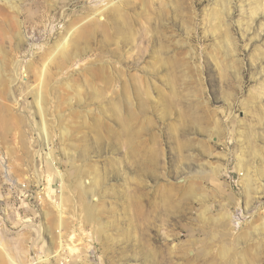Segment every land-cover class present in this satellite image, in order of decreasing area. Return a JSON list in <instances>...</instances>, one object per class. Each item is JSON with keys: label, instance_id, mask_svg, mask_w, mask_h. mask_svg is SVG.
Here are the masks:
<instances>
[{"label": "rangeland", "instance_id": "rangeland-1", "mask_svg": "<svg viewBox=\"0 0 264 264\" xmlns=\"http://www.w3.org/2000/svg\"><path fill=\"white\" fill-rule=\"evenodd\" d=\"M0 245L264 264L263 0H0Z\"/></svg>", "mask_w": 264, "mask_h": 264}, {"label": "bare ground", "instance_id": "bare-ground-1", "mask_svg": "<svg viewBox=\"0 0 264 264\" xmlns=\"http://www.w3.org/2000/svg\"><path fill=\"white\" fill-rule=\"evenodd\" d=\"M263 2H264V0H263ZM74 46H75V44H74ZM61 52V56L64 58V56H65V49L63 48L62 49V51H60ZM60 56V57H61ZM48 65V64H47ZM46 65V66H47ZM41 77H42V75L40 74V76L38 77L39 79H41ZM38 79V80H39ZM40 82V81H39ZM40 86V85H39ZM42 91V90H41ZM40 91V89H37L36 91H35V95H36V103H37V106H38V108H40L41 107V105H40V103H41V101H42V97L44 96L43 94H42V92ZM39 111L41 112L42 111V109L40 108L39 109ZM43 114V113H42ZM43 129H45V128H43ZM131 135V134H130ZM93 181V180H92ZM89 184H90V182H89ZM92 191V188H90V192ZM92 198H94L95 196H91ZM96 200V199H95ZM96 202V201H95ZM91 204V203H90ZM88 205L87 206V209H86V212H87V214H88V217L90 218L92 215H91V213H93L92 212V209H93V207L91 206V205ZM96 209V208H95ZM96 212V211H95ZM61 217V216H60ZM92 218V217H91ZM9 241V240H8ZM0 246H2V245H0ZM6 246V245H5ZM75 246V245H74ZM0 249L3 251V253H4V255H2V256H4V257H2L1 255H0V257H1V259L0 260H5V258L7 259V261H9L10 262V264H18V262L15 260V259H13L12 257H10L9 256V253H7L8 252V250H5V248H4V246L3 247H0ZM2 253V252H1ZM27 264H36V262H35V259L33 258V257H31L30 258V260L27 262Z\"/></svg>", "mask_w": 264, "mask_h": 264}]
</instances>
